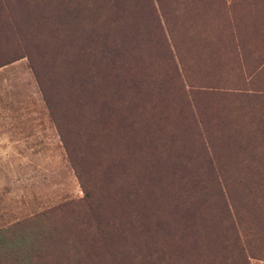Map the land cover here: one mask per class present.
<instances>
[{
  "label": "rangeland",
  "instance_id": "obj_1",
  "mask_svg": "<svg viewBox=\"0 0 264 264\" xmlns=\"http://www.w3.org/2000/svg\"><path fill=\"white\" fill-rule=\"evenodd\" d=\"M56 1L0 0V231L82 200L75 168L87 173L101 199L103 178L92 163L106 158L102 168L115 165L113 183L127 177L135 195L144 188L142 161L157 177L152 186L159 195V252L164 250L159 264H187L199 250L205 264H264V0H125L111 19L112 37L126 49L115 62L127 83L107 78L109 88L102 91V84L98 90L105 94L92 101L89 79L101 76L96 69L88 73L65 62L73 60L71 48L57 52L52 44L53 58L48 55L44 40L59 27V16L74 22L75 14L64 8L50 14L49 3ZM33 10L42 25L27 18ZM135 32L156 33L159 40H119ZM140 82L139 89L133 86ZM223 175L256 179L258 194L222 187L224 198L218 192L212 206L219 223L204 227L198 218L207 212L186 218L187 182ZM248 198L255 202L246 203ZM137 211L130 206L132 214ZM73 215L65 214L67 220ZM84 227L72 230L84 238ZM22 231L14 238L19 233L30 246ZM217 234L229 243L214 255ZM98 245L96 264H107ZM58 257L70 260L60 252ZM20 258L0 254L2 264H20ZM53 262L45 257L35 264Z\"/></svg>",
  "mask_w": 264,
  "mask_h": 264
},
{
  "label": "trees",
  "instance_id": "obj_2",
  "mask_svg": "<svg viewBox=\"0 0 264 264\" xmlns=\"http://www.w3.org/2000/svg\"><path fill=\"white\" fill-rule=\"evenodd\" d=\"M124 3L125 0H57L55 3H49V6L52 7L51 15H59L62 8L75 15L74 22L69 16H59V27L49 32L48 37L50 39L44 40L46 46H49L48 55L52 57L50 51L52 44L54 51L57 52L62 51L61 47L71 48L70 55L73 56V60L67 58L65 62L76 65L77 68L86 70L88 73L89 71L94 72L96 69V75L100 74L101 76L99 79H96L95 76L90 77L89 83H92V90L88 95L89 100L95 94H105L100 93L98 88L102 84L103 87L101 88H104L101 89L102 91L109 88L107 78H120L124 84L127 83L124 77H119V74L124 73V70L118 72L121 65L119 66L115 62L126 49L123 48V44L118 47L119 44L112 37L114 19H111V17L114 18V9L117 8L120 11ZM27 18H30L32 25H42L41 17L38 16L36 10H33V13ZM37 35L39 37L40 34ZM156 36V33L135 32L120 35L119 40L126 38L131 43H137L138 40L135 37H139L147 43L152 39L158 38L159 40V37ZM98 44L100 47H97ZM74 46L80 47L75 51L72 48ZM66 56L67 54H62L59 67L62 66V59ZM82 60L85 63H80ZM138 84L140 86H135V84L133 86L139 89L143 83ZM105 86L108 87L105 88ZM119 91V88H116L112 95H116ZM83 92L88 93L86 90ZM89 103L88 101L86 104ZM98 105L109 108L100 103ZM96 108L97 102H93L92 109ZM107 160L106 158L100 160L98 164L92 163L95 176L103 178L102 185L106 192L101 199L95 195V185L87 173L80 168H75L84 191V198L78 201H70L43 212L26 222L0 231V254L3 253L5 259L13 254L16 256L22 254L23 258L18 261L20 264H35L36 261L45 257H52L57 261L52 264H57L59 261L66 262V264H96L95 259L100 256L98 244L101 241L109 258L107 264H159V254H164V250L159 252V223L156 222L159 219V195L152 186L157 177L152 171L145 169L144 162H137L141 168H144L138 172L142 173L140 181L144 184V188L134 195L131 191V180L127 177L120 185L113 183L115 165L102 168L104 161ZM210 165L213 166L211 162ZM217 165L219 167L221 164ZM258 183L256 179L252 178L240 179L225 177L224 175L221 178L196 176L192 178L191 182H187V188L190 191V199L187 204L191 205H187L183 215L188 218L191 213L196 215L199 212L200 215H203L207 212L204 218L200 216L198 219L202 221L204 227L210 229L214 227V224H210V222L219 223L212 215V206L218 205V200L215 198L218 192L224 198L222 187L227 192L228 188L231 187L252 197L253 194H258ZM260 186L262 185L260 184ZM141 196L147 200H137ZM248 199L249 201L246 203L255 202V200L252 201V198ZM133 205L138 207L136 214L130 212V206ZM66 212L75 215L67 220ZM116 213L121 215L120 218L117 217ZM125 215V220H122ZM77 222L85 226L84 229L87 233L84 238L72 230V227L78 225L75 224ZM24 228L26 230L22 231ZM17 230L28 233L31 240L29 247H26L28 241L21 238L19 233L17 238H14ZM223 237V235L218 236L219 245L216 244L215 247L214 244L211 247L214 248L212 249L214 255L219 252V246L224 245L223 250L227 249L229 242ZM226 237L228 238L227 235ZM198 241L197 238L195 241L197 245ZM201 244L206 249L209 248L208 241L201 242ZM59 252L62 257L70 256V260H61L58 257ZM198 254L199 257L192 258L186 263L205 264L202 262L205 261L203 251L199 250ZM164 261L165 258H162L160 263Z\"/></svg>",
  "mask_w": 264,
  "mask_h": 264
}]
</instances>
